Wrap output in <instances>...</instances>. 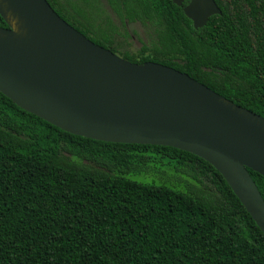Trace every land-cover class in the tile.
I'll use <instances>...</instances> for the list:
<instances>
[{
  "label": "trees",
  "instance_id": "16d2710c",
  "mask_svg": "<svg viewBox=\"0 0 264 264\" xmlns=\"http://www.w3.org/2000/svg\"><path fill=\"white\" fill-rule=\"evenodd\" d=\"M47 1L96 45L187 74L264 118V0H214L222 14L199 30L189 2L106 0L121 22L150 30L137 53L96 24L91 0ZM0 28H10L1 15ZM249 173L264 199V177ZM0 264H264V234L201 158L75 136L0 93Z\"/></svg>",
  "mask_w": 264,
  "mask_h": 264
},
{
  "label": "water",
  "instance_id": "95a60500",
  "mask_svg": "<svg viewBox=\"0 0 264 264\" xmlns=\"http://www.w3.org/2000/svg\"><path fill=\"white\" fill-rule=\"evenodd\" d=\"M195 30L221 15L214 0H171ZM0 93L83 138L171 147L213 166L264 234V118L156 63L133 64L96 45L47 0H0Z\"/></svg>",
  "mask_w": 264,
  "mask_h": 264
},
{
  "label": "rangeland",
  "instance_id": "374dc122",
  "mask_svg": "<svg viewBox=\"0 0 264 264\" xmlns=\"http://www.w3.org/2000/svg\"><path fill=\"white\" fill-rule=\"evenodd\" d=\"M61 3L65 2L62 0ZM88 8L93 19H97L96 24L114 36L116 43L121 46L122 52L137 53L148 41L150 30L147 27L141 24L121 22L106 0H91Z\"/></svg>",
  "mask_w": 264,
  "mask_h": 264
}]
</instances>
